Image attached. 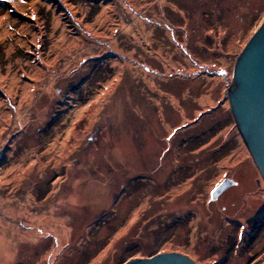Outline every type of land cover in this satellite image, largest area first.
Here are the masks:
<instances>
[{"label":"rangeland","instance_id":"374dc122","mask_svg":"<svg viewBox=\"0 0 264 264\" xmlns=\"http://www.w3.org/2000/svg\"><path fill=\"white\" fill-rule=\"evenodd\" d=\"M263 20L264 0H0V264H264L229 101Z\"/></svg>","mask_w":264,"mask_h":264},{"label":"water","instance_id":"95a60500","mask_svg":"<svg viewBox=\"0 0 264 264\" xmlns=\"http://www.w3.org/2000/svg\"><path fill=\"white\" fill-rule=\"evenodd\" d=\"M229 101L236 123L264 180V20L251 35L234 65ZM234 179H223L211 193L216 199ZM124 264H198L185 253L167 251L133 258Z\"/></svg>","mask_w":264,"mask_h":264},{"label":"flooded vegetation","instance_id":"af4514ba","mask_svg":"<svg viewBox=\"0 0 264 264\" xmlns=\"http://www.w3.org/2000/svg\"><path fill=\"white\" fill-rule=\"evenodd\" d=\"M229 187H230V186H229ZM229 187H228V188H229ZM228 188H227V189H228ZM227 189H226V190H227ZM226 190H224L222 193H224ZM222 193H221V194H222Z\"/></svg>","mask_w":264,"mask_h":264}]
</instances>
